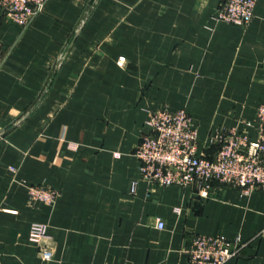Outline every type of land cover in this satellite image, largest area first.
Instances as JSON below:
<instances>
[{"label":"crops","instance_id":"0c3cea01","mask_svg":"<svg viewBox=\"0 0 264 264\" xmlns=\"http://www.w3.org/2000/svg\"><path fill=\"white\" fill-rule=\"evenodd\" d=\"M88 1L48 0L25 27L0 8V131L57 60L0 138V264H191L197 233L245 243L227 264H264V191L155 187L134 155L159 107L186 109L206 158L222 128L257 137L264 0L245 26L212 18L221 0H97L74 31ZM35 184L58 191L52 205L28 203ZM33 222L46 226L51 260L28 238Z\"/></svg>","mask_w":264,"mask_h":264},{"label":"built area","instance_id":"2783aa9c","mask_svg":"<svg viewBox=\"0 0 264 264\" xmlns=\"http://www.w3.org/2000/svg\"><path fill=\"white\" fill-rule=\"evenodd\" d=\"M48 0H0L2 14L9 21L25 27L44 8ZM257 0H221L212 18L238 26L247 25L254 16ZM5 60L0 42V68ZM124 56L117 59L122 66ZM148 130L141 134L134 155L139 161L140 180L155 187L169 185L198 186L207 196L212 183L228 185L248 194L264 191V99L256 107L253 126L257 137L251 139L246 130L222 128L212 134L216 151L206 158L197 150V129L184 107H159L148 111L145 121ZM135 182L132 185V191ZM58 191L45 184L27 186L28 203L36 201L52 205ZM156 226L163 227L157 219ZM46 226L33 222L28 238L37 245L42 260L52 259L51 247L43 241ZM245 243L239 238L230 240L223 235L194 234L187 249L191 264H227L239 254Z\"/></svg>","mask_w":264,"mask_h":264},{"label":"water","instance_id":"95a60500","mask_svg":"<svg viewBox=\"0 0 264 264\" xmlns=\"http://www.w3.org/2000/svg\"><path fill=\"white\" fill-rule=\"evenodd\" d=\"M96 2H97V0H89V1H88V3H87V5H86L85 9L83 10L82 14L80 15V17H79V19H78V21H77V23H76V25H75V27H74V31L78 28V26H79L81 20L86 16L87 12H88V11H89V10L95 5ZM56 65H57V60L53 63V65H52V67H51V69H50V71H49V73H48V75H47V77H46V79H45V81H44V83H43V85H42V87H41L39 93H38V95L36 96V98H35V99L33 100V102H32V103H31V104H30V105H29V106L23 111V113H22L20 116H18V117L15 119V121H13V123H11V125H9L8 127H5L4 129H2V131H0V138L4 137L5 134H6L9 130H11V129L13 128V126L16 124V122H17V121H18L23 115H25L28 111H30V110L32 109V107L36 104V102H37L39 96H40V95L42 94V92L45 90L46 85H47L49 79L51 78L54 69L56 68Z\"/></svg>","mask_w":264,"mask_h":264},{"label":"rangeland","instance_id":"374dc122","mask_svg":"<svg viewBox=\"0 0 264 264\" xmlns=\"http://www.w3.org/2000/svg\"><path fill=\"white\" fill-rule=\"evenodd\" d=\"M173 110H174V109H173ZM46 238H47V235L45 234L44 237H43L42 239H43V241H45V242L51 247V245L46 241ZM51 250H52V247H51Z\"/></svg>","mask_w":264,"mask_h":264}]
</instances>
